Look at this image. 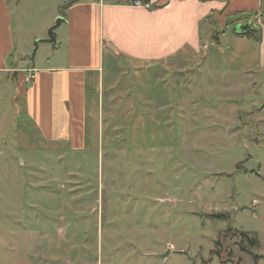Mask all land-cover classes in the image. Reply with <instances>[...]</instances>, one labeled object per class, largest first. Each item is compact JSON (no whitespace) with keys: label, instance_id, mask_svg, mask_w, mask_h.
Here are the masks:
<instances>
[{"label":"rangeland","instance_id":"1","mask_svg":"<svg viewBox=\"0 0 264 264\" xmlns=\"http://www.w3.org/2000/svg\"><path fill=\"white\" fill-rule=\"evenodd\" d=\"M67 1L21 0L16 31L29 53ZM248 22L261 41L237 34ZM232 23L219 43L202 27L207 47L163 94L109 102L91 149L42 140L23 112L27 71L11 72L0 102V264H264V8ZM62 54L40 41L35 64ZM240 230L259 239L253 254Z\"/></svg>","mask_w":264,"mask_h":264},{"label":"crops","instance_id":"2","mask_svg":"<svg viewBox=\"0 0 264 264\" xmlns=\"http://www.w3.org/2000/svg\"><path fill=\"white\" fill-rule=\"evenodd\" d=\"M148 1L153 8L73 1L55 15L64 18L59 26L65 30L58 37L55 29L51 43L64 54L37 67L36 55L32 59L29 46L18 40L15 10L21 0H0V102L1 86L10 88L15 81L13 70L35 69V78L23 79L20 86L23 112L42 140L72 150L100 146L109 102L122 95L130 101L134 91L141 100L163 94L175 76L190 72V62L207 47L202 27L207 25L211 37V17L223 29L229 15L262 7V0ZM22 59L26 64L18 66ZM9 91L4 97L14 103Z\"/></svg>","mask_w":264,"mask_h":264},{"label":"trees","instance_id":"3","mask_svg":"<svg viewBox=\"0 0 264 264\" xmlns=\"http://www.w3.org/2000/svg\"><path fill=\"white\" fill-rule=\"evenodd\" d=\"M73 1H75V0H70L68 3H66L64 6H62L60 8V12L63 13L65 11V9H67V7H69L71 5V3H73ZM134 1L135 0H104V2H112V3H124L125 2V3H129V4H131ZM142 1L147 2L148 0H142ZM263 8H264V4H262L261 9H263ZM253 13L256 14V12H253V11H238L232 15H229L226 18L225 27L232 25L233 24L232 21H234V20L249 19L250 15H252ZM213 25H214L215 29L213 30L211 37L214 39V41L219 43L220 42V34L225 27L223 29H220V27L216 24V22H214ZM252 25H254V24L252 23ZM254 27H256V26L254 25ZM256 28H257V31L237 32V34L241 35V36H246L248 38H252L256 41H261L262 40V30L259 29L258 27H256ZM219 215H221V214H219ZM238 235L240 236V239H241L240 240L241 242L239 241V245H240L241 249L246 253L253 254L251 247L259 246V239L257 238V236L251 232L241 231V230L238 231ZM245 241L248 242V244H249L248 246L243 245V242H245ZM216 244H220V241L217 240ZM216 253L220 257L221 252H216ZM255 257L257 259H259L260 256L255 254ZM237 264H240L239 260H238Z\"/></svg>","mask_w":264,"mask_h":264},{"label":"water","instance_id":"4","mask_svg":"<svg viewBox=\"0 0 264 264\" xmlns=\"http://www.w3.org/2000/svg\"><path fill=\"white\" fill-rule=\"evenodd\" d=\"M64 21V18L60 17L58 18L57 20V23L51 27L49 29V37L48 38H45V39H42V40H37L35 42V48L33 50V53H32V59H34L35 55H36V51H37V48H38V45H39V42L40 41H49V42H55L56 41V34H55V29ZM236 31H239V32H249V31H257V28L255 27H252L251 26V23L248 22L246 25L245 24H239L235 27Z\"/></svg>","mask_w":264,"mask_h":264},{"label":"built area","instance_id":"5","mask_svg":"<svg viewBox=\"0 0 264 264\" xmlns=\"http://www.w3.org/2000/svg\"><path fill=\"white\" fill-rule=\"evenodd\" d=\"M94 1L103 2L104 0H94ZM131 4L134 5V6H137V7H144V8H148V9L154 7L151 2H149V1L145 2V1H142V0H135ZM35 75H36V70L35 69H28L26 74H25V76H24V81L26 83L31 82L35 78Z\"/></svg>","mask_w":264,"mask_h":264}]
</instances>
